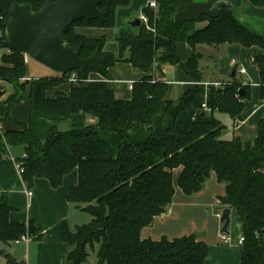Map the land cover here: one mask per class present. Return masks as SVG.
<instances>
[{
	"label": "trees",
	"instance_id": "16d2710c",
	"mask_svg": "<svg viewBox=\"0 0 264 264\" xmlns=\"http://www.w3.org/2000/svg\"><path fill=\"white\" fill-rule=\"evenodd\" d=\"M156 1V12L142 8L147 24L123 29L115 37L116 54L103 50L105 37L77 35L74 28L113 27L116 9L129 5L130 0H102L99 8L107 12L104 22L82 19L72 23L62 41L80 47L82 58L98 50L104 60L88 69L84 80L73 70L79 82L52 97L48 92L67 82L71 71L30 79L26 56L1 45L0 80L12 87L4 101L6 118H11L10 108L28 85L30 119L26 125L19 124V131L0 134V158L12 140L24 144L19 165L28 187L34 179L45 178L57 188L64 175L77 169L78 182L67 199L90 219L73 230L62 225V239L70 247L69 264H86L95 245L99 264H203L208 245L196 233L160 240L140 235L172 202L176 169H180L177 186L186 195L200 191L212 173L225 184L219 202L240 224L244 237L240 264H264V118L258 121L253 140L221 138L223 125L215 114L225 112L239 118L249 84L233 77L208 88L199 68L202 55L195 51L200 44L257 47L252 63L259 71L260 97L264 99V34L247 30L226 5L216 15L176 21L173 13L178 0ZM248 1L264 8V0ZM19 2L30 4L34 11L41 7L38 0ZM0 16L4 30L1 12ZM203 21L206 24L197 28ZM178 42L194 50L184 64L176 53ZM117 62H127L144 73L133 83L128 99L117 98L108 85L113 80L109 68ZM165 65H181L195 83L176 102L168 98ZM91 72L102 79L85 83ZM203 103L210 111L203 110ZM11 210L7 194L0 192V244L9 245L26 234L41 237L32 221L27 225L10 222ZM3 253L0 248V256ZM8 262L17 264L11 257Z\"/></svg>",
	"mask_w": 264,
	"mask_h": 264
},
{
	"label": "crops",
	"instance_id": "0c3cea01",
	"mask_svg": "<svg viewBox=\"0 0 264 264\" xmlns=\"http://www.w3.org/2000/svg\"><path fill=\"white\" fill-rule=\"evenodd\" d=\"M146 0H130L129 5L120 6L115 11L113 27H91L79 25L74 28L77 35L88 38L105 37L104 51L116 54L118 45L115 37L123 29H128L130 21L142 14ZM226 5L233 17L250 32L264 34V8L252 5L248 0H178L173 18L176 21L193 19L201 14L216 15ZM206 22L196 24L201 28ZM131 28V27H130ZM195 51L202 55L199 68L202 80L206 85L218 86L229 82L232 70L236 68L235 78L249 84V96L239 118L233 119L228 113L217 112L215 116L223 125L220 137L223 139L241 138L253 140L257 135V123L264 118V99L260 97V76L252 63V56L259 49L255 46L243 47L228 43L219 46L197 45ZM176 53L184 64L192 56L194 50L185 42L176 44ZM27 62V56L25 57ZM244 72H239L240 69ZM109 72L113 78L108 85L113 88L119 99L131 96L129 84L139 80L144 73L127 62H117ZM53 73V72H52ZM44 76H50L47 72ZM46 74V75H45ZM43 77V76H42ZM30 79H37L30 77ZM163 78L169 85L168 98L176 102L180 96L194 86V80L188 76L181 65H165ZM102 77L95 72L88 74L85 83L100 80ZM0 90V131H19V124H28L30 119L29 86L23 91L21 99L10 110V119L6 118L8 108L5 99L12 93V87L4 83ZM72 84L65 82L48 92L52 97L56 91L68 92ZM90 122V120H89ZM6 154L0 158V192L8 196L12 208L9 213L10 222L27 225L30 221L41 234L39 239L29 234L28 239L20 238L9 245L0 244L4 253L0 256V264H10L11 257L17 264H69L67 254L70 247L62 239V225L65 223L70 230L76 225L85 224L73 219L80 210L67 199L68 192L78 182V171L73 169L62 179L57 188L51 187L45 178H36L28 187L22 180L18 168L19 161L24 157V144L18 139L7 144ZM180 169L173 171L175 191L167 210L155 216L152 223L141 229L143 239L160 240L165 237L173 239L183 235L196 233L199 239L208 245V254L203 264H240L241 245L236 244L240 235V224L234 217L233 232H226L231 243H223L220 238L222 223L217 213L223 210L219 198L225 193V184L210 175L203 188L191 195L184 194L177 186ZM81 213V212H80ZM230 211V222L232 221ZM90 217V216H89ZM89 221V220H88ZM87 221V222H88ZM76 222L80 223L77 224ZM86 222V223H87ZM229 226V225H228ZM86 264H99L97 258H90Z\"/></svg>",
	"mask_w": 264,
	"mask_h": 264
},
{
	"label": "water",
	"instance_id": "95a60500",
	"mask_svg": "<svg viewBox=\"0 0 264 264\" xmlns=\"http://www.w3.org/2000/svg\"><path fill=\"white\" fill-rule=\"evenodd\" d=\"M41 7L34 11L27 3L19 0H0V12L4 16L5 39L3 46L17 50L42 64L57 74L77 70L84 80L87 70L98 67L104 57L94 50L88 57L80 56V47L62 41L71 24L82 19H97L104 22L107 12L100 9L102 0H38ZM141 23L136 16L129 25L137 27ZM234 68L231 77H235ZM208 88H212L211 85ZM217 91L223 88L216 87ZM239 90V93H242ZM230 209L224 208L220 217L221 232H227Z\"/></svg>",
	"mask_w": 264,
	"mask_h": 264
},
{
	"label": "built area",
	"instance_id": "2783aa9c",
	"mask_svg": "<svg viewBox=\"0 0 264 264\" xmlns=\"http://www.w3.org/2000/svg\"><path fill=\"white\" fill-rule=\"evenodd\" d=\"M145 7H148L150 9H153L155 12L157 11V1L156 0H146L145 2ZM140 17V21L144 24H147L148 22V19H147V16L145 14H140L139 15ZM0 19H2V16H0ZM4 35H5V30L1 29L0 28V59L3 55V52H4V49L1 48V45H2V42L4 41ZM239 72L243 73L244 72V69H240ZM79 76H78V73L76 71H71L68 75V82H70L71 84H77L79 82ZM247 82H243V84H246ZM132 85L133 84H129V89L131 90L132 89ZM207 86V85H206ZM202 108L203 110H206V111H210L209 108L207 107V105L205 103L202 104ZM18 168H19V171L21 172V168H20V165H18ZM221 214H222V210H220L218 213H217V216L220 218L221 217ZM22 238H25V239H28L29 237L28 236H22ZM220 238L222 240L223 243H226V244H230L231 243V239L230 237L226 234V232H221L220 233ZM243 240H244V237L242 234H240L238 237H237V241H236V244L238 245H241L243 243Z\"/></svg>",
	"mask_w": 264,
	"mask_h": 264
},
{
	"label": "rangeland",
	"instance_id": "374dc122",
	"mask_svg": "<svg viewBox=\"0 0 264 264\" xmlns=\"http://www.w3.org/2000/svg\"><path fill=\"white\" fill-rule=\"evenodd\" d=\"M131 26L127 27V28H130ZM130 29H133V27H131ZM27 63H28V74L30 77H34V78H40L42 76H44L42 73L43 72H47V74H53L54 72L51 71L50 69L46 68L45 66H43L42 64L38 63L37 61L31 59L30 57L27 56ZM53 72V73H52ZM46 75V74H45ZM5 82L0 80V90L3 89V84ZM61 128H66V125L62 124L61 125ZM2 132L0 131V134ZM81 212V213H80ZM76 216H79L80 218L78 217H74L73 219H76L75 221H79V222H83V223H86L90 217H89V214L86 213L85 211H82V210H79L77 213H76ZM234 215L232 214V221L230 222L228 228H227V232H233L234 230ZM77 224H80L78 222H76ZM90 258H97L96 257V245L94 246V249L93 250H90L89 251V259Z\"/></svg>",
	"mask_w": 264,
	"mask_h": 264
}]
</instances>
